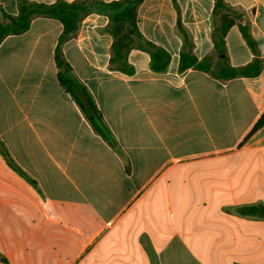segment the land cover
I'll return each mask as SVG.
<instances>
[{
    "label": "crops",
    "instance_id": "0c3cea01",
    "mask_svg": "<svg viewBox=\"0 0 264 264\" xmlns=\"http://www.w3.org/2000/svg\"><path fill=\"white\" fill-rule=\"evenodd\" d=\"M223 1L242 18L215 64L254 60L241 23L264 59V0ZM177 2L201 60L214 50L215 0ZM0 5L18 15L17 0ZM177 17L172 0L138 12L141 33L171 56L164 74L138 50L133 75L111 71L103 14L64 45L118 150L58 81V20L37 17L2 42L0 141L29 179L0 153V264H264V126L248 138L264 113V68L230 80L180 73Z\"/></svg>",
    "mask_w": 264,
    "mask_h": 264
},
{
    "label": "trees",
    "instance_id": "16d2710c",
    "mask_svg": "<svg viewBox=\"0 0 264 264\" xmlns=\"http://www.w3.org/2000/svg\"><path fill=\"white\" fill-rule=\"evenodd\" d=\"M145 0H117L104 2L102 0H76L67 2L57 0L52 4L33 2L29 0H17L18 15L12 16L5 12L0 5V12L4 21L0 23V45L9 36H18L30 30L32 22L37 17H45L58 20L63 31L60 35L55 50V63L59 70L58 81L60 85L74 98L82 109L84 115L94 128L114 149L118 150L117 144L106 126L101 113L87 89L74 75L73 70L64 55V45L72 40L80 30L82 21L91 14H103L109 19L108 26L102 30L112 36L111 56L109 69L126 75L135 73L134 66L129 62L132 51L138 50L147 53L150 57V69L155 73L168 72L171 56L161 46L149 41L141 33L138 26V12ZM177 11L176 33L182 40L180 53L179 72L189 69L209 73L222 80H230L241 77H258L264 68V59L260 57L258 46L247 24H240V31L248 46L255 55L254 60L247 66L234 68L226 59H217L226 54V35L235 25L241 15H232L231 10L223 0H215L213 12L212 41L213 53L203 59H198L194 53L192 35L182 22L181 10L177 0H172ZM216 56V57H215ZM264 126V113L248 135L250 138ZM246 138V139H248ZM0 153L7 164L23 177L28 176L15 164L0 141Z\"/></svg>",
    "mask_w": 264,
    "mask_h": 264
}]
</instances>
